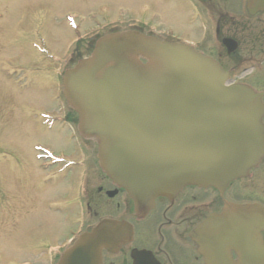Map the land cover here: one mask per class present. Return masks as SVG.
Listing matches in <instances>:
<instances>
[{
  "label": "water",
  "instance_id": "obj_1",
  "mask_svg": "<svg viewBox=\"0 0 264 264\" xmlns=\"http://www.w3.org/2000/svg\"><path fill=\"white\" fill-rule=\"evenodd\" d=\"M113 41L121 43L107 40ZM112 54L100 46L95 57L70 72V97L77 95L85 118L105 121L100 125L104 144L126 167L120 175L134 196H155L183 179L225 181L244 173L262 154L264 132L253 93L224 87L211 62L192 54L177 57L171 78L143 75L144 90L123 83L114 71L96 86L79 83L78 88L75 81L91 76L88 72ZM167 82L171 95L164 105L148 86ZM90 238L96 241V235Z\"/></svg>",
  "mask_w": 264,
  "mask_h": 264
},
{
  "label": "rangeland",
  "instance_id": "obj_2",
  "mask_svg": "<svg viewBox=\"0 0 264 264\" xmlns=\"http://www.w3.org/2000/svg\"><path fill=\"white\" fill-rule=\"evenodd\" d=\"M110 1L111 11H114L119 3L123 5L131 3L132 6L145 3L178 32L185 37L191 36L189 32L192 30L187 26L184 12L189 7V3L185 0ZM45 2L46 0H0V198L6 195L10 199L20 197L31 204L21 214L26 220V230L33 227L37 198V168L32 161L29 167L27 165L24 167L23 164V161L28 162L27 150H31L32 145L39 140L43 145L48 146L46 143H49L51 147L67 152L65 146L67 144L63 140L69 141L65 131L55 130L59 129V122L53 125L52 130L55 131L51 134L48 125L41 126L32 122L34 118L42 122L41 110L53 107L48 103L47 97L30 94L25 89L17 92L18 88L15 86L24 76L23 71L16 68L18 59L37 56L36 43L41 44L44 40L49 46H53L54 40L59 36L58 33L65 29V26L51 25L49 20L47 23L43 18L40 23L38 22V16ZM96 2L105 4L108 0H55L52 16L77 7L85 11L86 8L96 6ZM7 57L13 60L7 61ZM25 170L28 172L27 180L23 179ZM50 185L48 183V188ZM57 194L59 195L60 191ZM31 208L32 212L29 213ZM19 209V205L7 207L9 211ZM0 236L7 239L14 238L13 233L6 231L4 223L0 225ZM6 252L11 255L16 254L9 241L6 242Z\"/></svg>",
  "mask_w": 264,
  "mask_h": 264
},
{
  "label": "flooded vegetation",
  "instance_id": "obj_3",
  "mask_svg": "<svg viewBox=\"0 0 264 264\" xmlns=\"http://www.w3.org/2000/svg\"><path fill=\"white\" fill-rule=\"evenodd\" d=\"M252 48L255 55L261 53L260 45ZM250 50L251 46L247 51ZM251 183L252 190H247L245 195L242 193L250 183L241 180L226 190L224 197L234 202H259L264 205V160L255 169ZM223 206L224 198L213 188L204 191L192 187L182 191L173 202L159 200L149 216L142 220H132L135 228L134 240L141 241L134 246L151 249L158 264H207L190 233L202 221L212 218L214 214H220ZM207 232L213 234L217 230L211 225ZM218 248L215 246L209 257L213 264H220L223 258ZM231 252L234 259H237L236 251L232 249ZM129 253L130 250L120 259L108 257L106 263L132 264Z\"/></svg>",
  "mask_w": 264,
  "mask_h": 264
}]
</instances>
